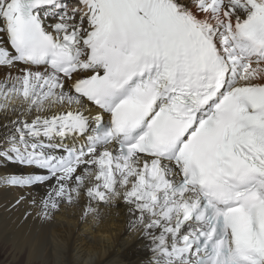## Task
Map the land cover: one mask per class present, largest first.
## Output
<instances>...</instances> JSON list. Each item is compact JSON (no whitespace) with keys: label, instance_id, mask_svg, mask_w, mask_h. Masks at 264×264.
Returning <instances> with one entry per match:
<instances>
[{"label":"snow or ice","instance_id":"obj_1","mask_svg":"<svg viewBox=\"0 0 264 264\" xmlns=\"http://www.w3.org/2000/svg\"><path fill=\"white\" fill-rule=\"evenodd\" d=\"M0 68V185L41 219L122 205L150 264H264V0H0Z\"/></svg>","mask_w":264,"mask_h":264},{"label":"bare ground","instance_id":"obj_2","mask_svg":"<svg viewBox=\"0 0 264 264\" xmlns=\"http://www.w3.org/2000/svg\"><path fill=\"white\" fill-rule=\"evenodd\" d=\"M3 74L0 68V79ZM3 122L0 113V124ZM26 171L19 165L0 167V175ZM44 192L40 185L23 190L0 185V264L9 259L13 260L11 264H26L25 260L27 264H150L147 242L130 231L122 205L104 209L100 223L83 217L79 207H64L51 219L43 220L32 202L39 201ZM17 201L20 205L13 209ZM9 243L13 252L23 254L21 259L7 255Z\"/></svg>","mask_w":264,"mask_h":264},{"label":"rangeland","instance_id":"obj_3","mask_svg":"<svg viewBox=\"0 0 264 264\" xmlns=\"http://www.w3.org/2000/svg\"><path fill=\"white\" fill-rule=\"evenodd\" d=\"M19 205H20V203L14 204L13 205L14 206L13 209H16V207H18ZM11 244L12 243L7 244L9 246L8 249H7V252H8L7 255L10 256V257L16 256V258H18V260L21 259L23 257V254L17 253V252H13L14 251V248L11 246ZM7 255L3 256L2 257V260H5ZM11 263H13V260L12 259H9L6 264H11ZM25 263L27 264V260H25Z\"/></svg>","mask_w":264,"mask_h":264}]
</instances>
